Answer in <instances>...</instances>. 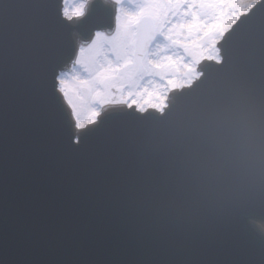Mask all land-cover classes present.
<instances>
[{
  "label": "water",
  "instance_id": "95a60500",
  "mask_svg": "<svg viewBox=\"0 0 264 264\" xmlns=\"http://www.w3.org/2000/svg\"><path fill=\"white\" fill-rule=\"evenodd\" d=\"M62 3L0 0V264H264V0L163 114L78 137L57 79L115 8Z\"/></svg>",
  "mask_w": 264,
  "mask_h": 264
},
{
  "label": "rangeland",
  "instance_id": "374dc122",
  "mask_svg": "<svg viewBox=\"0 0 264 264\" xmlns=\"http://www.w3.org/2000/svg\"><path fill=\"white\" fill-rule=\"evenodd\" d=\"M116 7L115 28L112 32H98L89 43L79 51L74 68L59 79L60 92L69 106L76 125L81 128L93 123L101 113L102 106L108 102L121 101L125 106H134L140 111L149 108L160 110L168 101L170 92L190 85L199 77L198 67L205 60H219L218 43L237 20L249 11L258 0H228L229 8L219 5L217 0H207L187 9L181 3L179 17H173L175 42L166 50H157L154 57L162 68L133 84H121L114 91L103 94L93 93L84 97V74L80 64L94 56L100 46L123 33L125 24L148 4L153 10L162 12L173 8L176 0H107ZM87 1L65 0L63 11L67 18L84 15ZM190 12L191 14L184 15ZM195 13V15H193ZM196 21L193 25L192 22ZM187 26H184L185 23ZM111 58V57H109ZM160 89V91H159ZM98 100H103L101 105ZM98 112V115H93Z\"/></svg>",
  "mask_w": 264,
  "mask_h": 264
},
{
  "label": "snow or ice",
  "instance_id": "6c2138e0",
  "mask_svg": "<svg viewBox=\"0 0 264 264\" xmlns=\"http://www.w3.org/2000/svg\"><path fill=\"white\" fill-rule=\"evenodd\" d=\"M183 2L185 0H176L175 7L162 12L153 10L148 4L144 5L140 13L126 22L123 33L118 32L102 44L94 56L80 64L86 88L92 89L94 94H103L114 91L118 85L136 83L162 68L163 64L157 63L154 57L158 49L166 50L175 42L173 17L180 16ZM206 2L193 0V4L199 5ZM97 102L101 105L104 103L103 100Z\"/></svg>",
  "mask_w": 264,
  "mask_h": 264
},
{
  "label": "bare ground",
  "instance_id": "6f19581e",
  "mask_svg": "<svg viewBox=\"0 0 264 264\" xmlns=\"http://www.w3.org/2000/svg\"><path fill=\"white\" fill-rule=\"evenodd\" d=\"M85 1H89V0H85ZM218 2H219V5L220 6H223V7H227L226 9H228L229 8V2H228V0H217ZM185 5H186V7H187V9H191V6H192V4H191V2H190V0H185ZM188 14H191L190 12H186V13H184V15L186 16V15H188ZM83 42L81 41V40H77V47H78V52L83 48ZM220 56V55H219ZM219 59H220V57H219ZM159 91H160V89H159ZM176 93V92H175ZM173 94V93H172ZM170 103V101H167L166 103H165V105L159 110V112H162L164 109H166L167 108V105ZM124 105V103L123 102H121V101H117V102H108V103H105L103 106H102V111L103 112H106V111H113V110H118V109H123L125 106H123ZM69 109V108H68Z\"/></svg>",
  "mask_w": 264,
  "mask_h": 264
}]
</instances>
